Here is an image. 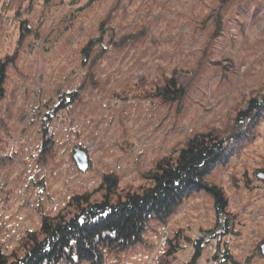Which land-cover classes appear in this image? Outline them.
<instances>
[{
    "label": "rangeland",
    "instance_id": "1",
    "mask_svg": "<svg viewBox=\"0 0 264 264\" xmlns=\"http://www.w3.org/2000/svg\"><path fill=\"white\" fill-rule=\"evenodd\" d=\"M87 1L0 0V253L23 254L73 196L101 201L106 176L121 196L210 133L227 158L204 180L222 189L226 214L192 191L102 264H264V0ZM170 77L183 92L165 100Z\"/></svg>",
    "mask_w": 264,
    "mask_h": 264
},
{
    "label": "trees",
    "instance_id": "2",
    "mask_svg": "<svg viewBox=\"0 0 264 264\" xmlns=\"http://www.w3.org/2000/svg\"><path fill=\"white\" fill-rule=\"evenodd\" d=\"M90 39L88 43L93 41ZM4 80L5 70L0 64V100L4 95ZM158 90L165 100L177 99L183 92L175 77L164 79ZM258 106V101L252 99L248 111ZM248 111L240 112L241 116L248 115ZM226 158L223 140L203 133L189 139L174 159L158 161L144 175L147 184L123 189L121 196L116 193V178L106 176L107 190L101 201H90L88 194L73 196L69 215L43 217L39 230L26 235L23 254L14 253L9 259L0 253V264H81L83 260L102 264L105 250H118L142 240L149 219L163 221L183 197L203 188L213 194L218 216L225 215L227 201L222 189L208 184L204 177ZM168 243L176 251V244ZM200 247L201 243L195 242V256Z\"/></svg>",
    "mask_w": 264,
    "mask_h": 264
},
{
    "label": "water",
    "instance_id": "3",
    "mask_svg": "<svg viewBox=\"0 0 264 264\" xmlns=\"http://www.w3.org/2000/svg\"><path fill=\"white\" fill-rule=\"evenodd\" d=\"M72 158L79 170H86L88 167V158L83 150L79 149L78 147L74 148ZM255 176L257 180L264 184V169L256 172ZM258 248L261 255L264 257V240L258 245Z\"/></svg>",
    "mask_w": 264,
    "mask_h": 264
}]
</instances>
